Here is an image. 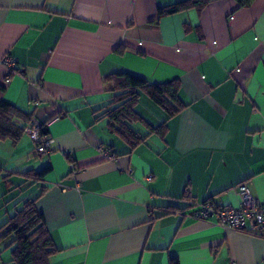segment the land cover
I'll return each instance as SVG.
<instances>
[{"label": "crops", "instance_id": "obj_1", "mask_svg": "<svg viewBox=\"0 0 264 264\" xmlns=\"http://www.w3.org/2000/svg\"><path fill=\"white\" fill-rule=\"evenodd\" d=\"M179 1L0 0V100L31 116L13 117L17 142L0 138V227L36 198L50 264H264V237L194 218L190 205L238 206L244 183L264 203V0L160 15ZM118 71L181 83L185 107L169 119L142 96L138 110L166 126L134 149L99 117ZM32 120L47 123L49 155L35 153ZM46 167L41 181L14 173ZM0 264H13L10 249Z\"/></svg>", "mask_w": 264, "mask_h": 264}, {"label": "trees", "instance_id": "obj_2", "mask_svg": "<svg viewBox=\"0 0 264 264\" xmlns=\"http://www.w3.org/2000/svg\"><path fill=\"white\" fill-rule=\"evenodd\" d=\"M234 1L237 8H240L253 0ZM208 3V0H182L161 7L159 13L160 15L174 14L191 7L202 11ZM125 50V46L115 49L118 53H123ZM106 81L111 85L112 96L99 117L106 118L108 131L118 136L132 149L145 142L152 133H162L166 126V121L153 125L138 110L142 96H147L160 107L167 119L177 115L185 107L179 95L181 83L177 79L169 82H152L132 72L118 71L108 74ZM15 116L24 119L31 117L16 106L0 100V138H11L14 142L20 139L24 129L13 122ZM137 123L143 124L148 129V133L140 132L134 125ZM41 131L48 135L46 122L42 124ZM50 169L46 167L41 171L29 170L14 173L27 179L41 181ZM1 172L0 168V174ZM36 203V198L25 199L16 213L0 227V251L3 250L4 242V247L11 245L8 249L11 250L13 264H50V257L56 251L45 216L39 211ZM171 264H180V261L176 257L171 258Z\"/></svg>", "mask_w": 264, "mask_h": 264}, {"label": "built area", "instance_id": "obj_3", "mask_svg": "<svg viewBox=\"0 0 264 264\" xmlns=\"http://www.w3.org/2000/svg\"><path fill=\"white\" fill-rule=\"evenodd\" d=\"M2 63L8 69L7 82L16 67V60L6 55ZM42 123L32 120L26 128V132L34 142L35 153L38 156L49 155L52 149L53 139L42 133ZM104 155L114 158V153L109 148L100 147ZM152 176L148 177L151 180ZM241 194V202L238 206H220L213 200L202 203L191 201V216L197 219H209L217 222L223 228L235 229L264 237V203L257 200L251 193L249 187L244 183L238 186Z\"/></svg>", "mask_w": 264, "mask_h": 264}, {"label": "rangeland", "instance_id": "obj_4", "mask_svg": "<svg viewBox=\"0 0 264 264\" xmlns=\"http://www.w3.org/2000/svg\"><path fill=\"white\" fill-rule=\"evenodd\" d=\"M143 100H144V104H145L146 108L150 109L151 108L150 106H152V108H157L158 109V106L153 101H151L149 98L144 97ZM4 245H5V242L2 245L4 251L7 250L8 248H10V246H11V245L8 244L7 246L4 247Z\"/></svg>", "mask_w": 264, "mask_h": 264}]
</instances>
